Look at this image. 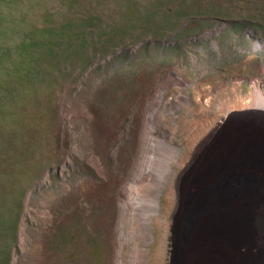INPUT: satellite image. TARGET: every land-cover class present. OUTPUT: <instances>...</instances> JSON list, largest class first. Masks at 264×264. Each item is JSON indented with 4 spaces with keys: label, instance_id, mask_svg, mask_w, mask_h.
<instances>
[{
    "label": "rangeland",
    "instance_id": "obj_1",
    "mask_svg": "<svg viewBox=\"0 0 264 264\" xmlns=\"http://www.w3.org/2000/svg\"><path fill=\"white\" fill-rule=\"evenodd\" d=\"M81 1L39 0L33 25L69 28L29 44V24L27 39L1 56L0 264H115L117 257L182 264L173 237L184 170L194 158L195 166L206 158L205 167L210 160L215 168L227 123L256 125L244 118V98L255 91L253 80L264 90V0ZM13 6L12 18L26 15V5L21 13ZM12 28L0 42H14L21 26ZM159 86L156 118L177 158L150 239L142 245L143 226L132 233L125 222L119 252L122 186ZM250 110L264 118V110ZM248 141L258 145L256 134ZM239 170L230 168L223 181L240 176L250 188L261 179ZM200 178L195 172L193 181Z\"/></svg>",
    "mask_w": 264,
    "mask_h": 264
},
{
    "label": "bare ground",
    "instance_id": "obj_2",
    "mask_svg": "<svg viewBox=\"0 0 264 264\" xmlns=\"http://www.w3.org/2000/svg\"><path fill=\"white\" fill-rule=\"evenodd\" d=\"M256 82L257 79L253 80V94L244 98L246 109L243 114L247 121L256 123L255 128L252 129L247 122H241L239 126L227 123L228 130H225L217 145L218 151H215L222 157L216 160L215 168H211L213 163L210 160L209 167H205L206 158L205 161L198 160L199 164L195 166L194 158L192 168L184 170L186 173L181 181V202L176 213L173 237V245L182 264H264V152L258 150V147H264V118L259 114L256 121L254 114H248L253 113L250 109L259 113L264 110V90ZM163 90L164 87L159 86L146 106L139 137L140 149L122 186L119 252L127 239L123 229L125 222L134 226L132 233L137 232V222L143 226L146 236L142 245L145 246L150 239L151 223L157 220L153 219V215L158 211V195L164 181L172 173L171 162L177 158L178 148L162 134L163 127L156 118V113H162L159 107ZM181 96L186 98L183 94ZM231 129L238 138L231 136ZM254 134L258 147L248 141ZM201 154L203 156V152ZM247 156H252L253 160L244 161ZM230 168L240 169L239 173L257 171L261 179L255 182L256 186L247 188L242 177L235 175L234 182L229 185L223 178ZM197 171L201 173V178L194 182L193 175ZM192 187L195 189L192 190ZM169 204L170 201H165L164 208ZM192 211L195 217L187 224L184 220ZM115 264L124 263L117 257ZM126 264H134V261H126Z\"/></svg>",
    "mask_w": 264,
    "mask_h": 264
},
{
    "label": "trees",
    "instance_id": "obj_3",
    "mask_svg": "<svg viewBox=\"0 0 264 264\" xmlns=\"http://www.w3.org/2000/svg\"><path fill=\"white\" fill-rule=\"evenodd\" d=\"M38 1L39 0H0V5L2 8V9H0V35L4 34V31L6 29H9V25H11V24H13V28L14 27L19 28L21 26L20 35H18V37L15 38L14 42L12 40L7 39V38H6L7 42L5 41V39H3L0 42V61H2L1 56L4 57L5 55H7L8 51L11 50V47H17L20 44H16V43H20V41L21 40L23 41L24 38L27 39L28 36L24 35V31L26 30V32H27L29 24L32 25V27H30L29 29H31L34 32V34H32V36L30 37L29 44L30 43L34 44L36 42V40L41 36H46L47 34L49 36L50 34H52L51 32L52 31L55 32L56 29H63V31H64V30H67V28H69V24H65V23H61V22L59 23V26L55 27V28H53L51 26L47 27L45 25L38 26L35 23L33 25L32 22L35 21V19H32V17H34L36 14L35 11L38 8ZM12 5H14L13 9H15V11L17 13H21L24 5H26V7H25V10L27 12L26 15H30V16L27 17L25 14H21L20 16L12 18L13 15L12 14L9 15V11L11 9L9 7H12ZM8 9H9V11H8ZM4 21H7V23L5 25H3ZM10 21L12 23H9ZM35 32L37 33V35H35ZM12 33L15 34V31L12 30ZM22 44L24 45V44H26V42H24ZM2 80H3L2 77H0V88H3L2 84L4 81H2ZM7 255H8V253H7Z\"/></svg>",
    "mask_w": 264,
    "mask_h": 264
}]
</instances>
